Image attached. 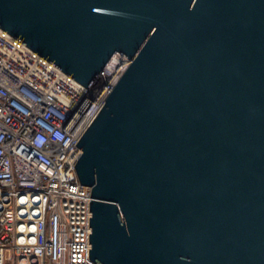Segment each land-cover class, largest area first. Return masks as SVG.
I'll list each match as a JSON object with an SVG mask.
<instances>
[{
  "label": "water",
  "instance_id": "water-1",
  "mask_svg": "<svg viewBox=\"0 0 264 264\" xmlns=\"http://www.w3.org/2000/svg\"><path fill=\"white\" fill-rule=\"evenodd\" d=\"M0 28L88 89L75 146L96 264H264V0H0Z\"/></svg>",
  "mask_w": 264,
  "mask_h": 264
},
{
  "label": "built area",
  "instance_id": "built-area-1",
  "mask_svg": "<svg viewBox=\"0 0 264 264\" xmlns=\"http://www.w3.org/2000/svg\"><path fill=\"white\" fill-rule=\"evenodd\" d=\"M128 65L86 89L0 28V264H96L75 145Z\"/></svg>",
  "mask_w": 264,
  "mask_h": 264
}]
</instances>
